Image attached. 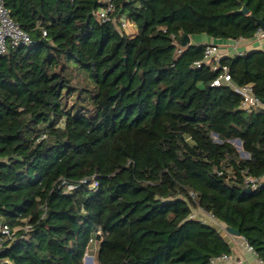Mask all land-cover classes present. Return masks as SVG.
<instances>
[{"label": "trees", "instance_id": "1", "mask_svg": "<svg viewBox=\"0 0 264 264\" xmlns=\"http://www.w3.org/2000/svg\"><path fill=\"white\" fill-rule=\"evenodd\" d=\"M4 1L31 42L0 54V220L20 228L0 264H85L95 243L97 264L230 254L194 209L264 258V184L244 191L264 175V107L214 84L206 43H182L251 39L264 0H115L132 34L103 19V0ZM219 62L264 100V43Z\"/></svg>", "mask_w": 264, "mask_h": 264}, {"label": "built area", "instance_id": "2", "mask_svg": "<svg viewBox=\"0 0 264 264\" xmlns=\"http://www.w3.org/2000/svg\"><path fill=\"white\" fill-rule=\"evenodd\" d=\"M105 6L101 10L102 17L104 20H114L118 28L122 31H125L132 25L129 18L125 14L121 15H113L116 10L115 0H103ZM43 34L46 35V30H43ZM254 40H257L259 43H264V28L259 27L256 31L255 35L252 37ZM31 42L30 35L23 30L11 17L10 10L7 7L4 0H0V54H5L9 46L12 45H22L29 44ZM228 52L237 51L236 53L242 54L239 52V39H230L225 41V46ZM227 54V53H226ZM223 51V46L216 42H208L205 45V57L204 61H212L216 59V63L214 64V69L221 68V74L219 78L214 82V84L226 83L229 84L233 89L239 92L243 96L242 108L248 110L251 107L264 106L263 100L258 97L253 90V85L251 83L245 85H237L232 81L230 76L228 67L226 65H220V59L226 55ZM201 61H197L195 63L196 66L201 65ZM42 138L45 137L41 136ZM84 183H87L88 180L84 179ZM264 184V175L260 177H247L245 180V187L251 188L252 190L258 188ZM90 186L93 188L98 187V182L96 179L90 181ZM72 188V186H69ZM20 228H12L7 222L0 220V249L4 247H8L10 243H12L17 238V230ZM24 229H28V226L24 227ZM20 238L23 237V234L19 235ZM243 241L245 243L246 249L255 255L258 261L261 264H264V258H261L255 249L254 245L248 242L243 236ZM91 242L93 240L91 239ZM97 243H95V246ZM88 254V253H87ZM230 254L223 253L218 256H215L211 259V264H215V262L219 259H229Z\"/></svg>", "mask_w": 264, "mask_h": 264}, {"label": "crops", "instance_id": "3", "mask_svg": "<svg viewBox=\"0 0 264 264\" xmlns=\"http://www.w3.org/2000/svg\"><path fill=\"white\" fill-rule=\"evenodd\" d=\"M228 40L230 39L220 41V40H216L206 35H198L194 39H192V42L222 43ZM262 45H263L262 43H259L257 40H254L253 38L251 39L239 38V47H238L239 50L238 51L244 53L249 50L261 48ZM224 52L225 54L227 53L226 55H232L236 53L237 51L228 52L227 50H225ZM199 213L200 215H203L205 217L204 220H206L209 223H213L219 227V229L221 230V233L226 237V239L228 240L231 246L230 258L229 259H219L215 262V264H261L258 261L257 257L246 249L242 236L232 235L228 233L226 230V225L223 222L213 218L211 215L206 214L204 212H199Z\"/></svg>", "mask_w": 264, "mask_h": 264}, {"label": "rangeland", "instance_id": "4", "mask_svg": "<svg viewBox=\"0 0 264 264\" xmlns=\"http://www.w3.org/2000/svg\"><path fill=\"white\" fill-rule=\"evenodd\" d=\"M136 30H137L136 26L132 23V25L126 30L125 33L132 34V33H135ZM219 44L221 46H223V51H225V49H226V47H224L225 46V41L222 42V43H219ZM235 144L237 145V147L241 151V154L243 156H246L247 153L243 150L242 144L241 145L238 144L237 140H235ZM194 211H195L196 216H202V215H200V213H199V211L197 209H194ZM97 245H98V243H97ZM97 245L96 246L95 245L94 246L91 245L92 247H90V249L88 251V254L85 257V264H97V262L95 261V256H96V253H97ZM91 258H93V261H90Z\"/></svg>", "mask_w": 264, "mask_h": 264}, {"label": "water", "instance_id": "5", "mask_svg": "<svg viewBox=\"0 0 264 264\" xmlns=\"http://www.w3.org/2000/svg\"><path fill=\"white\" fill-rule=\"evenodd\" d=\"M238 12L240 13H249V9L247 8V6L244 4L239 10H237ZM259 23L261 25V27L264 28V21L263 20H259ZM192 42V39H191V36H189L188 34L184 35L183 39H182V43L184 45H187L189 43ZM263 103H264V100H263ZM238 144H242L241 140L238 139ZM245 192H251L252 189L251 188H245L244 189ZM226 230L228 233L232 234V235H238L240 236V231L238 229H235L231 226H226ZM90 261H93V258L90 259Z\"/></svg>", "mask_w": 264, "mask_h": 264}]
</instances>
